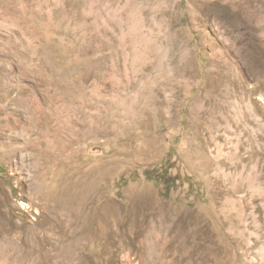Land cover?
<instances>
[{
    "label": "rangeland",
    "instance_id": "rangeland-1",
    "mask_svg": "<svg viewBox=\"0 0 264 264\" xmlns=\"http://www.w3.org/2000/svg\"><path fill=\"white\" fill-rule=\"evenodd\" d=\"M211 7L0 0V264H264V83L210 66Z\"/></svg>",
    "mask_w": 264,
    "mask_h": 264
},
{
    "label": "bare ground",
    "instance_id": "bare-ground-1",
    "mask_svg": "<svg viewBox=\"0 0 264 264\" xmlns=\"http://www.w3.org/2000/svg\"><path fill=\"white\" fill-rule=\"evenodd\" d=\"M228 3L230 4H235V5H240L243 6L241 8H243V14L239 15V14H232L228 11L225 10H221L218 8H213L211 7V9L206 10L204 16H207L206 19L209 17L212 21L214 20V22H216V25L218 26L219 30H217V36L215 37V39H211L207 45L208 49L211 50H215V55H217V57L215 59L211 60V64L210 66H212L213 68H215L217 70L220 68H225L227 69L228 72H225L224 74H220L219 76H223L224 81H225V85H227L231 90H232V86H235L236 88H238L237 90H240L242 92V100L243 101H250L248 104L250 105L251 102L253 101V95H255V90L257 89L256 86H250L249 81L252 82L254 80H257V83L259 84L258 81H260V83H264V71L261 70L263 65L262 59L264 58V39L262 44H258V45H262L260 48V51H258L259 54V58H258V65H256L257 70L255 69V65L253 64L254 61L256 60H250L251 56L250 54L253 52V46L248 45L246 48L244 49H240L238 48L239 46H236L237 44L235 43V47L231 44H228L225 38V35H231L232 32H235L237 30H239L236 34L238 42L240 41V44H244L247 43L250 38L253 36L252 34L256 31H258L257 33H259V31L264 32V25H261L264 22V9L262 6H256L254 4L253 0H226ZM263 1V0H262ZM216 2V1H215ZM257 3V2H256ZM219 4V3H218ZM217 7V6H216ZM241 11V10H240ZM239 11V12H240ZM237 13V12H235ZM214 17V18H213ZM203 19V18H201ZM200 20V19H199ZM208 21V20H206ZM205 22V21H204ZM204 22L200 21V25L201 27H207L204 26L205 24H203ZM209 22V21H208ZM207 22V23H208ZM211 22V21H210ZM212 25H214L213 23H210ZM207 25V24H206ZM261 25V26H260ZM217 28V29H218ZM222 29L224 31H222ZM237 29V30H236ZM215 32V31H214ZM215 34V33H214ZM262 34V33H261ZM232 36V37H235ZM263 35V34H262ZM254 37V36H253ZM263 37V36H262ZM255 38V37H254ZM234 39V38H233ZM232 40V39H231ZM253 39H251L252 41ZM229 41V40H228ZM236 42V41H235ZM217 43H219V45H221L222 48L225 47L224 51L223 50H217ZM253 44V43H252ZM251 44V45H252ZM245 46V45H244ZM257 44L255 45L254 48H256ZM206 47V46H205ZM241 47V48H242ZM260 47V46H259ZM255 51V50H254ZM257 52V51H255ZM257 52V54H258ZM254 55V54H253ZM256 55V54H255ZM254 57V56H253ZM252 59V58H251ZM256 62V63H257ZM224 69V70H225ZM212 70V69H211ZM238 70L237 76H236V71ZM223 71V70H222ZM234 73V75H232ZM234 78H233V77ZM223 83V81H220ZM220 83V84H222ZM218 84V83H217ZM219 84V85H220ZM252 84V83H251ZM218 85V86H219ZM253 85V84H252ZM216 86V85H215ZM222 86V85H221ZM214 88V87H213ZM219 88V87H218ZM227 89V88H226ZM229 89V90H230ZM224 90V89H223ZM236 89H233V91ZM219 91V90H218ZM221 91V90H220ZM228 91V90H227ZM257 91V90H256ZM235 92V91H234ZM218 93V92H216ZM221 93V92H220ZM231 93H233L231 91ZM218 95V94H217ZM222 95V94H221ZM219 94V96H221ZM225 98V97H224ZM253 98V99H252ZM213 99V98H212ZM221 99V98H220ZM223 99V98H222ZM260 100L263 101L264 103V97H260ZM219 102V101H218ZM210 103V102H208ZM211 105V104H210ZM251 106V105H250ZM196 108V106H195ZM194 108V109H195ZM248 108V107H247ZM252 108V107H251ZM261 116V115H260ZM264 116V115H262ZM263 118V117H262ZM262 125V124H261ZM263 127V126H262ZM49 146V145H47ZM47 148V147H46ZM45 148V149H46ZM52 148V147H51ZM49 148V149H51ZM47 150H45L46 152ZM57 153V152H56ZM250 180V179H249ZM255 180V178H254ZM257 180V179H256ZM248 182V180H247ZM251 182V181H250ZM254 183V182H253ZM252 183V184H253ZM248 184V183H247ZM251 184V185H252ZM246 185V184H245ZM255 185V184H254ZM260 185V184H259ZM245 200V199H243ZM234 201V200H233ZM235 202V201H234ZM238 203V201H237ZM240 203V202H239ZM230 204V203H228ZM234 204V203H233ZM231 205V204H230ZM241 205V204H240ZM237 206V205H236ZM242 206V205H241ZM240 206V207H241ZM245 206V205H244ZM243 207V206H242ZM234 208V207H233ZM241 209V208H240ZM228 210V209H227ZM233 210V209H232ZM232 213V212H231ZM238 213V212H237ZM232 214H230L231 216ZM240 216V214H238ZM229 217V215L227 216ZM234 218L237 219V217L234 216ZM246 218V217H245ZM228 219V218H227ZM231 220V219H230ZM233 220V219H232ZM243 221V220H242ZM241 221V222H242ZM236 222V221H235ZM238 223V222H237ZM236 223V224H237ZM243 223V222H242ZM244 224V223H243ZM242 224V225H243ZM234 225V224H233ZM241 225V224H240ZM238 226V225H237ZM236 226V227H237ZM238 228V227H237ZM245 232V231H244ZM242 233V232H241ZM68 249V248H67ZM71 251V250H70ZM69 251V252H70Z\"/></svg>",
    "mask_w": 264,
    "mask_h": 264
},
{
    "label": "trees",
    "instance_id": "trees-1",
    "mask_svg": "<svg viewBox=\"0 0 264 264\" xmlns=\"http://www.w3.org/2000/svg\"><path fill=\"white\" fill-rule=\"evenodd\" d=\"M146 176H147L149 179H155L156 181L158 180V179H156V178H154V177H151V176H153V174H152L151 172L146 173Z\"/></svg>",
    "mask_w": 264,
    "mask_h": 264
}]
</instances>
